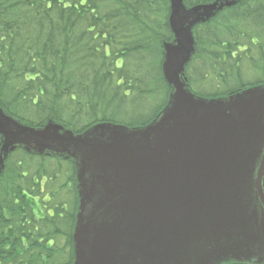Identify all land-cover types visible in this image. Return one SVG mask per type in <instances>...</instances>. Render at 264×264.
Returning <instances> with one entry per match:
<instances>
[{
    "label": "trees",
    "instance_id": "1",
    "mask_svg": "<svg viewBox=\"0 0 264 264\" xmlns=\"http://www.w3.org/2000/svg\"><path fill=\"white\" fill-rule=\"evenodd\" d=\"M169 9V0H0V109L24 126L53 122L74 134L146 126L171 92L162 75ZM193 39L184 78L194 95L264 85V0H233ZM77 206L71 160L10 152L0 173V264H72Z\"/></svg>",
    "mask_w": 264,
    "mask_h": 264
},
{
    "label": "water",
    "instance_id": "2",
    "mask_svg": "<svg viewBox=\"0 0 264 264\" xmlns=\"http://www.w3.org/2000/svg\"><path fill=\"white\" fill-rule=\"evenodd\" d=\"M233 0H169L167 104L144 127L24 126L0 109V173L10 152L71 160L78 206L72 264H215L264 254V85L194 95L184 70L193 28ZM259 173L255 178V173Z\"/></svg>",
    "mask_w": 264,
    "mask_h": 264
},
{
    "label": "flooded vegetation",
    "instance_id": "3",
    "mask_svg": "<svg viewBox=\"0 0 264 264\" xmlns=\"http://www.w3.org/2000/svg\"><path fill=\"white\" fill-rule=\"evenodd\" d=\"M259 175V173H255L254 177L257 178ZM261 180H262V190L264 192V172L261 175ZM259 204V213L263 214L264 213V209L262 208V205L260 204V202L258 201ZM215 264H264V254L259 255L254 253L251 256L248 257H237V258H227L226 260L217 262Z\"/></svg>",
    "mask_w": 264,
    "mask_h": 264
},
{
    "label": "rangeland",
    "instance_id": "4",
    "mask_svg": "<svg viewBox=\"0 0 264 264\" xmlns=\"http://www.w3.org/2000/svg\"><path fill=\"white\" fill-rule=\"evenodd\" d=\"M62 167H63L64 169H66V168H67V165L63 163V164H62ZM64 182H65V178H64V177H62V178L60 177L58 183H59V184H62V183H64Z\"/></svg>",
    "mask_w": 264,
    "mask_h": 264
}]
</instances>
